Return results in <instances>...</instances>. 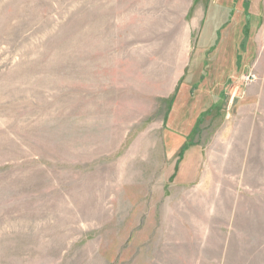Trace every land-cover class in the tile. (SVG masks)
Wrapping results in <instances>:
<instances>
[{
  "label": "rangeland",
  "instance_id": "obj_1",
  "mask_svg": "<svg viewBox=\"0 0 264 264\" xmlns=\"http://www.w3.org/2000/svg\"><path fill=\"white\" fill-rule=\"evenodd\" d=\"M0 264H264V0H0Z\"/></svg>",
  "mask_w": 264,
  "mask_h": 264
},
{
  "label": "built area",
  "instance_id": "obj_2",
  "mask_svg": "<svg viewBox=\"0 0 264 264\" xmlns=\"http://www.w3.org/2000/svg\"><path fill=\"white\" fill-rule=\"evenodd\" d=\"M254 77H251V75H244L243 76V80L248 83L251 82L253 80Z\"/></svg>",
  "mask_w": 264,
  "mask_h": 264
}]
</instances>
